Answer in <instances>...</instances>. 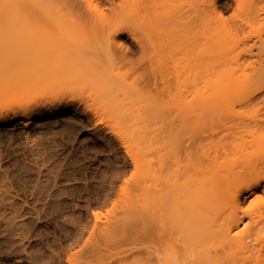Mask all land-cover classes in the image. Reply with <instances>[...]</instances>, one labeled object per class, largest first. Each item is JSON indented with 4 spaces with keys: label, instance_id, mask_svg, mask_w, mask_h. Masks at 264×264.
I'll return each instance as SVG.
<instances>
[{
    "label": "rangeland",
    "instance_id": "1",
    "mask_svg": "<svg viewBox=\"0 0 264 264\" xmlns=\"http://www.w3.org/2000/svg\"><path fill=\"white\" fill-rule=\"evenodd\" d=\"M0 1L1 13L16 5L14 25L0 23V35L9 32L0 43V117L22 110L37 113L0 122V189H6L10 200L5 199L21 214L16 234L0 220V264H186L163 255L156 260L153 253L151 241L161 226L154 211L160 207L161 214L169 204L155 201L153 190L147 189L146 143L154 155L172 151L167 160L171 170L180 167L182 172L194 167L207 142L238 131L218 126L261 120L263 104L243 108L221 102L200 118L187 108L193 93L181 94L180 83L173 81L178 89L163 87L162 95L145 87L153 76L150 70L133 69L128 58L111 56L103 30L93 35L82 29L70 39L62 26L34 8L33 0ZM92 1L104 12L113 8L120 14L117 23L146 28L140 15L128 17L125 1L123 13L122 0ZM115 42L129 46L125 35ZM146 51L153 59L158 55L153 43ZM139 56L135 53L133 60ZM155 62L153 71H160L161 62ZM245 74L248 70L235 72L241 76L240 91H264V77L247 79ZM199 137L209 139L202 140V149L201 142L194 143ZM162 143L170 147L161 150ZM222 161L219 156L218 163ZM203 170L205 165L187 173L200 175ZM261 204L264 196L256 193L238 206V216H243L239 229L251 224L246 215ZM6 212L0 206V215Z\"/></svg>",
    "mask_w": 264,
    "mask_h": 264
},
{
    "label": "bare ground",
    "instance_id": "2",
    "mask_svg": "<svg viewBox=\"0 0 264 264\" xmlns=\"http://www.w3.org/2000/svg\"><path fill=\"white\" fill-rule=\"evenodd\" d=\"M122 1L119 6L122 8L125 1L128 17L135 20L140 15L145 19L146 28L142 24L134 28L117 23L120 14L114 13L113 8L112 12L110 9L104 12L92 0H33L32 4L34 8L42 9L40 12L50 23L62 26L61 31L67 38H75L82 29L83 32H93V35L103 30V38L111 44V56L128 58L133 69L150 70L153 76L147 79L150 82L146 81L145 87L152 86L162 95L163 87L178 89L180 83L178 90L182 87L185 92L181 90V94L193 93L186 103H190L187 108L195 116L204 117L206 111L221 102L243 108L261 103L264 106V91L260 87L240 91L241 76L235 75V72L248 70L247 79L264 77V0ZM14 5L12 9L11 6L8 10L5 8V13L0 12V23L5 21L10 27L14 25ZM120 7L119 11L123 13ZM9 9L13 12H8ZM142 32L155 36L151 38L146 34L149 38H145ZM8 35H0V43ZM124 35L129 39L127 48L115 42ZM150 43L158 49L156 58L161 62L160 71L152 69L157 62L156 58L147 55V44ZM138 52L139 59L133 60ZM223 76L227 77L219 79ZM173 81L178 83L177 86ZM198 83H202L201 86ZM144 108H148V104ZM35 114L33 110L13 112L10 116L0 117V122L30 119ZM243 122L231 125L225 122L218 126L227 130L236 127L238 131H230V136L223 135L205 144L206 149L196 158L194 167L191 166L202 169L205 165L200 175L188 174L192 169L190 166L182 172H179L180 167L171 170L172 162L167 160L171 159L172 151L154 155L151 143H146L144 174L147 189L153 190L155 201L169 204L161 214L160 207L154 211L157 220L160 216L157 225H161L156 228L157 235L151 241L156 260L163 255L168 261L178 259L179 262L180 259L186 264L190 261L192 264H264V204L246 215L251 224L241 229L239 224L243 216L237 213L238 206L248 195L259 193L264 196V137H261L264 133L260 136L264 130V118ZM215 135L217 132L208 138ZM204 138L203 141L209 140ZM198 139L194 143L200 145L201 142L202 147L198 148L202 149L203 141L200 137ZM167 145L170 144L162 143L159 149H165ZM219 156H223L220 163ZM5 193L0 191V206L7 212L0 215V220L9 231L15 229L16 234V225L20 226L17 219L21 214L16 213L18 211L9 201L8 193L4 197ZM7 197L9 202L5 199ZM158 202L153 203L154 206H160Z\"/></svg>",
    "mask_w": 264,
    "mask_h": 264
},
{
    "label": "snow or ice",
    "instance_id": "3",
    "mask_svg": "<svg viewBox=\"0 0 264 264\" xmlns=\"http://www.w3.org/2000/svg\"><path fill=\"white\" fill-rule=\"evenodd\" d=\"M3 249H0V260H3L4 259V256H3Z\"/></svg>",
    "mask_w": 264,
    "mask_h": 264
}]
</instances>
